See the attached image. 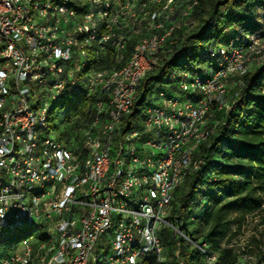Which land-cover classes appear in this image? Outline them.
<instances>
[{
  "label": "bare ground",
  "instance_id": "6f19581e",
  "mask_svg": "<svg viewBox=\"0 0 264 264\" xmlns=\"http://www.w3.org/2000/svg\"><path fill=\"white\" fill-rule=\"evenodd\" d=\"M118 1L45 0V12L48 14L45 15L44 27L42 19H38V12H40L38 0H26L25 2L24 24L31 25L34 38L33 45L22 46V53L32 56V63L36 65L37 72H43V75L33 77L35 67H28L24 72V79H31V84H26L25 88V99L28 105L25 111L17 112V119L31 120L27 127V135L29 141H32L33 152L44 154V142L49 146L42 176H40L42 186L31 189V183L23 180L24 167H18L21 152L22 161H29L30 150H23L24 137L20 136V130H11L12 146L8 152L9 163L4 165V171H2L5 187H0V202L5 201L6 190L8 203L5 206L7 210L2 217L6 219L5 225H0V249L7 248L0 252V264H13L12 258L16 250L26 243V253L29 257L17 255V262L14 264H54L56 256L66 246V238H60L59 232H51L34 222H29L26 215L34 214L36 197L54 194L55 202H62L66 193H70V186L63 182H56L54 185L53 181V178H59L62 168L61 152L65 151L69 144H72L74 151H79V153L72 154L70 160L64 161V168H68L67 178L77 177L78 170V174H84L86 177L83 181V188L95 189V200H102L104 188L111 182L116 168V153L119 150V137L122 136V155L115 176V185L127 184V181L136 183L137 178V184H140L139 195L152 197V190H149L150 179H159L160 171L169 172L171 149L168 148V143L174 142V133L173 130H166V134L163 131H154L152 145H159V149L147 147L146 162L141 163V170H136L135 175H131L136 160V147L148 145V137H141L137 132L140 128H151L150 108L158 106L160 101L176 100L179 104L180 121H188L189 112H195L199 105L207 107L203 89L211 84L216 75L220 74L217 87H229L226 80L230 75L237 74L241 77L252 68L264 65V48L260 47L264 38H253L249 35L245 38L237 37L240 41L233 47H220L216 53L211 54V58L215 59V65L211 71L195 73L187 81L181 83V89L188 90L189 93H183L185 96L179 97L181 95L179 93L178 96L176 93L171 95L170 92H164L167 90L165 88L158 89L156 94L160 95H153L152 100L150 99L151 105L145 107L139 122L140 128L127 129L125 119L133 113L142 81L155 65L162 62L164 58L166 59L165 54L161 55L162 50L172 44V37L177 35L175 33L178 31L186 33L194 27L192 14L198 1L146 0L144 9L142 3L132 1L123 9L120 18L109 25ZM86 5L88 18L85 19L84 26L82 16L86 14ZM0 7H5L0 9V28H2L5 20L16 15L17 0H0ZM76 26L83 27L75 31ZM63 27L64 38L58 36V29ZM108 31L109 35H107ZM120 38L124 40H121L117 46ZM43 40L54 42L59 47L69 46L68 56H76L69 59V67L77 65L76 73H73L75 89L71 90L69 86H65L71 83L72 69H65L64 50H56L53 62L51 50H46V47L42 46ZM128 41H132L133 46L131 52L128 50L130 54L126 57L124 53ZM3 42H6V31L0 29V48H3ZM22 44H29V36H22ZM109 49L112 50L114 60L108 68L104 69L102 56L106 57ZM244 49L240 62L234 61L235 56ZM151 56V60H148ZM3 63L6 65L4 77L5 83H10V94H8V99L0 98V144L10 130L11 116L16 110L15 97H21L20 82L14 79L15 65L11 54H3V57L0 54V64ZM236 82H239V86L242 84L240 80ZM51 87L59 88V90L53 92ZM181 89H179L180 92ZM119 91H127V94L116 96ZM79 98L87 102L84 114L71 116L70 113V117L55 129L58 131L59 138L55 137L52 132L45 137L44 132L49 127L53 110L50 101L53 104L63 103V106H68L69 102ZM233 104L230 96H223L221 100L219 97H210L211 111L207 114H199L193 120V128H200L203 134L199 135V139L189 138V146L194 147L187 170H182V173H178V178L171 180L168 186L169 194L161 203L162 212L158 217V226L163 227L156 231V248L151 258L154 264H166L167 252L164 248L166 245L163 246L159 236L164 229L172 232L177 238L175 244L177 252L182 242L189 243L200 253V261L196 264H213L211 256H216V252L212 251L206 243L203 246L197 245L180 227L175 228L174 218L177 216L172 214V201L175 191L184 184L188 174L198 170L199 162L195 155L198 149L214 135L215 129L217 130L220 126L219 115L229 112ZM42 109V117H37ZM36 117L37 120H35ZM76 123H78L77 126H75ZM210 126H212L211 130ZM69 127L77 128L73 130L72 135L71 131H68ZM159 127L169 128L168 119H159ZM67 135L71 137L69 142L65 141ZM99 151L103 154L102 173L95 177L92 166L99 163ZM144 176H149L150 179H144ZM154 190L156 195H163L162 183L154 182ZM130 207L131 211H129ZM110 212L116 213L115 219H109L107 230L116 231V229H122L123 220L139 218V204L131 205V196L117 193L115 204H110ZM80 214L81 205L73 206V201H65V222H72L73 215ZM102 216H104V207L96 206L92 211V218ZM145 219L154 220V212L145 211ZM16 220H19L17 224ZM180 225L178 218V226ZM26 228L29 232L21 235L19 242L22 243L9 245L12 241L2 240L7 234ZM131 232L132 223L124 222V238H131ZM86 238L87 231H80L79 245H86ZM138 250L139 242L122 241V264H131L132 256ZM68 253H75V246H68ZM219 255L217 253V263L214 264H228L221 261ZM149 259L147 255H140L137 264H147ZM250 259L256 258L243 255L238 257L233 264H255V261ZM108 260L109 264H121V257H116V238L106 239V248L97 250L95 262L92 264H108ZM259 264H264V261L260 260Z\"/></svg>",
  "mask_w": 264,
  "mask_h": 264
},
{
  "label": "trees",
  "instance_id": "16d2710c",
  "mask_svg": "<svg viewBox=\"0 0 264 264\" xmlns=\"http://www.w3.org/2000/svg\"><path fill=\"white\" fill-rule=\"evenodd\" d=\"M197 1L191 32L187 36V32H176L178 36L172 37V44L162 50L161 55L165 54L166 59L155 65L142 81L133 113L125 119L127 129L140 128L145 107L151 105L152 96L157 91L172 88L170 94L178 96L181 94L177 88L179 82L187 81L195 73L211 71L215 65L211 54L220 47H233L240 41L237 37L245 38L246 35L264 38V26L261 27L264 0ZM132 44V41L127 42L126 57ZM113 60L114 55L109 49L104 57V69ZM186 74L189 77L185 78ZM239 80L242 84H234L231 93L232 109L219 115L220 126L195 155L198 170L188 174L172 201V214L178 216L182 230L190 226L193 230L190 239L197 245L206 243L212 251L220 254L221 261L228 264H233L244 253L264 261V249L258 248L255 254L253 250L236 253L222 248L219 242L228 227V215L233 214V221L241 225L248 216L264 214V65L238 76L236 81ZM67 105L71 116H76L84 114L87 102L79 98ZM69 137L67 135L65 141L69 142ZM159 236L163 246L166 245V264H196L200 261L199 251L189 243L182 242L177 252V238L169 230H162ZM147 264H154L153 259L150 258Z\"/></svg>",
  "mask_w": 264,
  "mask_h": 264
},
{
  "label": "built area",
  "instance_id": "2783aa9c",
  "mask_svg": "<svg viewBox=\"0 0 264 264\" xmlns=\"http://www.w3.org/2000/svg\"><path fill=\"white\" fill-rule=\"evenodd\" d=\"M139 1L143 4L146 0H119L118 5L115 11H113L111 16V21L118 20L123 13L129 2ZM159 1V0H154ZM26 0H17V13L14 17L5 20V25H2L4 31H6V42H3V48H0V54L3 57V54H11L12 61L15 65L14 79H18L21 87V97H15L16 101V110L11 116L10 121V130L9 133L5 136L0 144V187H5V182L2 179V171H4V165L9 163L8 161V152L9 148L12 146L11 143V130L19 129L20 136L24 137V149L30 150V160L22 161V152L19 155L20 165L18 167H24V177L23 180H28V183H31V189H36L42 186L40 183V176H42V169L46 162L47 158V147L46 142H44V154H36L33 152L32 141H29V136L27 135V127L30 125L31 120L17 119L18 111H25L26 99H25V88L26 84H31V79H24V72L28 67H35V76L43 75V72H37L36 65L32 63V56H27L25 53H22V46L33 45L34 32L31 30V25L24 24V10H25ZM38 5H40V12H38V19H42L43 27L45 26V15L48 12H45V0H38ZM5 7H0L4 9ZM85 19L88 18L87 15V5H86V14L82 16ZM154 17V16H153ZM83 26H76L75 31H78L79 28ZM191 31L186 33V36ZM109 35V31L107 33ZM22 36H29V44H22ZM58 36H63L64 38V27L58 29ZM185 36V37H186ZM124 38H120L118 44ZM184 41V40H183ZM182 41V43H183ZM42 46L46 47V50H51V55L56 54V50H64L66 54V66L65 69H72L71 83L65 84L69 88L75 89L73 87V73H76V67H69V59H72L76 56H68L69 46L59 47L55 45L54 42H46L43 40ZM251 46V45H250ZM181 47V45H180ZM240 51L236 56L234 61H239L241 59ZM141 52V49H140ZM179 52V51H178ZM176 55V54H175ZM151 57H148V60H151ZM210 58V57H209ZM104 55L102 56V62ZM64 69V70H65ZM4 70H6V65L0 64V98H7L10 94V83H5ZM143 70V69H141ZM32 77V78H33ZM189 74H186L187 78ZM220 74L216 75L211 81V84L204 91V100H207V107H197L195 112H189L188 121H180L178 117V107L179 104L175 101H160V104L156 107H151V128H140L137 133H140L141 137H148V145L136 147V160L134 162V167L131 175H135L136 170H141V163L146 162V152L147 147H155L159 149V145H152V137L154 136V131H163L166 134V130H173L174 133V142L168 143V148L171 149V156L169 165V172H161L159 179H150L149 176H144V179H150L149 190H152V197H145L139 195L140 184L128 183L123 185H115V176L119 169V159L122 155L121 150V137H119V150L116 153L117 163L114 173L112 174L111 182L104 188V197L102 200H95V189H84L83 181L85 180L84 174H78L75 178H67V169L64 168V161L70 160L72 154H78L79 151H74V146L69 144L66 147L65 151L61 152L62 155V168L59 172V178H53L54 185L56 182H63L70 186V193H66L64 201L55 202L54 194L51 196L36 197V206H34V214L26 215L29 219V222H34L36 225L42 226L44 229L51 230V232H59L60 238H66V246L58 253L55 258L54 264H92L95 262L97 256V250L100 248H106V239L107 238H116V257H121V264L123 263V258L121 255V244L122 241L139 242V250L135 252L132 256L131 264H137V261L140 255H147L148 258H153V253L156 248V231L161 230L163 226H158V217L160 216L161 203L164 202L165 196L168 193V186L171 183V180L178 178V173H182V170H187V164L191 160V153L194 146H189V138L199 139V135L203 134L200 132V128H193V120L198 117L199 114H207L211 111L210 109V97H219L220 100L223 96H230L234 84L239 86V82H234L229 87H217V79H219ZM51 81V80H50ZM183 82V81H181ZM180 85H177V88L181 89ZM59 90V88H52ZM164 92H173L172 88ZM189 93L188 90L181 89V94ZM127 91H119V94L116 96H125ZM95 95V94H94ZM160 95V94H156ZM237 94H235L236 96ZM81 114V108L80 113ZM42 112L37 117H42ZM37 117L35 120H37ZM159 119H168L169 128L159 127ZM130 121V118L128 119ZM127 121V122H128ZM74 129L71 128V135ZM212 126H210V130ZM42 134V133H38ZM102 155L99 151V163L96 166H92L93 176L97 177L102 173ZM15 171V168H14ZM154 182H161L163 187V195H156L154 190ZM117 193H124V196H131V205L139 204V218H133V220H123L122 229H116V231L107 230V223L109 219H115L116 212H110V204H115V198ZM65 201H73L74 205H81V214L73 215L72 222H65L64 217V203ZM6 190H5V201L0 202V208L6 206ZM96 206L104 207V216L100 218H92V211ZM131 211V207L130 210ZM145 211L154 212V220L145 219ZM25 214V213H24ZM5 220L0 218V225H5ZM19 220H16V224ZM124 222L132 223V232L131 238H124ZM175 228L178 226V216L174 218ZM87 231L86 245H79V232ZM26 244H22L19 247V250H16L13 259L14 262H17V255H25L26 253ZM68 246H75V253H68ZM203 246V243H202ZM179 256V253H178ZM211 260L214 263H217V252L216 256H211ZM255 261V264H259V259H250ZM179 262V259H178ZM109 264V260H108Z\"/></svg>",
  "mask_w": 264,
  "mask_h": 264
},
{
  "label": "rangeland",
  "instance_id": "374dc122",
  "mask_svg": "<svg viewBox=\"0 0 264 264\" xmlns=\"http://www.w3.org/2000/svg\"><path fill=\"white\" fill-rule=\"evenodd\" d=\"M246 10L244 8L243 12ZM262 16L259 17L261 19ZM262 20V19H261ZM264 26V22L261 23V27ZM264 42L261 41L260 47L264 48ZM238 77L237 74H232L226 80V84L231 86L232 80L236 82V78ZM50 105L53 108L51 112V121L49 122L48 129L44 132V136H48L50 132L59 138L58 131L55 130L62 125V122L70 117V110L68 106H63V103L53 104L50 101ZM234 215L230 214L226 217L228 221V227L225 230L224 236L219 239L220 245L222 248H228L233 250L236 253H239L243 250H253L254 254L258 248L264 249V222H261L264 219V214H257L248 216L246 220L241 224H237L233 221ZM182 229V225L179 226ZM29 232V229L26 228L24 230L7 234L2 240H10L11 244L9 245H16L22 242L19 240L22 238L21 235H26ZM187 237H192L193 230L189 226L187 229L184 230ZM36 235V233L34 234ZM255 239L253 241L252 239ZM7 248H1L0 252L5 251ZM248 255L253 257L248 253L240 254L238 257ZM148 257V256H147ZM255 258V257H253Z\"/></svg>",
  "mask_w": 264,
  "mask_h": 264
},
{
  "label": "clouds",
  "instance_id": "9594fccd",
  "mask_svg": "<svg viewBox=\"0 0 264 264\" xmlns=\"http://www.w3.org/2000/svg\"><path fill=\"white\" fill-rule=\"evenodd\" d=\"M6 210H7V207L0 208V218L3 217L4 213L6 212Z\"/></svg>",
  "mask_w": 264,
  "mask_h": 264
}]
</instances>
